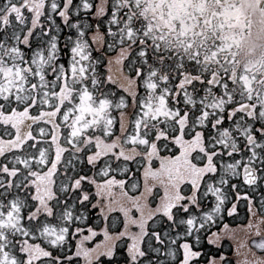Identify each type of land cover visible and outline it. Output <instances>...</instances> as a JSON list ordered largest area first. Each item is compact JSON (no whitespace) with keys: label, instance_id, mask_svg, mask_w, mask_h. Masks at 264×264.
Returning a JSON list of instances; mask_svg holds the SVG:
<instances>
[{"label":"snow or ice","instance_id":"6c2138e0","mask_svg":"<svg viewBox=\"0 0 264 264\" xmlns=\"http://www.w3.org/2000/svg\"><path fill=\"white\" fill-rule=\"evenodd\" d=\"M0 264H264V0H0Z\"/></svg>","mask_w":264,"mask_h":264}]
</instances>
